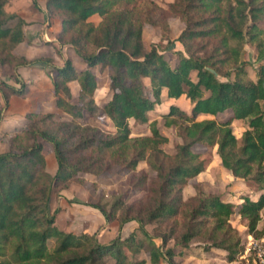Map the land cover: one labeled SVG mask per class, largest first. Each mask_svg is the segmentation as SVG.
I'll return each mask as SVG.
<instances>
[{"label":"trees","instance_id":"trees-1","mask_svg":"<svg viewBox=\"0 0 264 264\" xmlns=\"http://www.w3.org/2000/svg\"><path fill=\"white\" fill-rule=\"evenodd\" d=\"M225 1L173 0L166 5L168 15L184 25L175 38L183 50L169 52L176 58L171 66L166 51L146 48L142 40L145 24L157 27L164 36L170 31L167 20L157 21V13L163 10L152 0H44L46 15L60 20L58 44L69 45L85 64L84 69H78L67 58L60 67H53L47 58L29 60L15 55L13 50L24 39L22 27L26 22L15 14L7 16L3 10L6 0H0V64L9 66L13 81L19 83L15 88L0 80V120L9 96L24 92L25 84L16 69L26 66L52 67L53 104L70 118L68 122H53L52 113L27 112L25 125L9 136L8 150L0 153V264H106L105 257L113 264H140L128 260L127 251L138 250L147 253L149 264H158L161 258L178 264L173 260L174 247L166 243L172 240L173 245L187 247L194 238L203 242L205 251L222 250L225 259L232 261L242 248L237 230L229 223L232 214L238 216L247 234L264 238V229L256 228L264 204V24L257 26L264 17V0H232L226 7ZM31 3L41 11L37 0ZM94 14L99 17L96 24L89 20ZM10 20H15L12 25L7 23ZM244 38L255 44L258 63L254 80L245 75L239 47L230 44ZM203 40L199 49L209 41L212 47L208 54L196 55L193 41ZM95 65L106 70L111 93L100 105L93 98L96 78L91 68ZM230 74L233 77L227 79ZM144 78L148 79L146 92ZM70 81L78 86L76 103L69 101ZM162 89L167 98L183 95L190 103L189 112L170 104L163 115L174 116L170 123L180 129L181 143L171 156L157 150L167 139L153 122L150 134L142 137H131L127 122L132 118L145 123L148 112L160 104ZM224 111L230 112L224 121L196 119ZM84 114L104 115L114 131L105 133L72 124ZM233 120L246 122L240 146L230 127ZM41 142L52 147L56 164L53 174L45 170ZM196 142L215 143L223 167L234 178L252 181L257 198L244 195L235 207L219 195L195 188L192 196L182 199L186 180L204 169V161L191 151ZM89 148L96 150V157L70 158ZM154 150L158 153L148 167L154 172L155 187L148 188L146 204L136 209L127 205L118 220V225L136 222L142 239L132 231L123 239L116 236L101 243L95 232L75 234L55 226L54 217L48 213L52 189H63L77 181L79 172L88 171L93 164L103 165L108 156L116 155L124 168L133 171L146 153ZM145 178L142 174L140 181ZM120 205L122 201L116 200L113 211ZM92 207L105 221L115 218L112 211ZM153 222L171 223L166 232L154 234L144 229ZM156 238L159 244L154 242ZM49 239L53 240L51 247L47 245Z\"/></svg>","mask_w":264,"mask_h":264},{"label":"rangeland","instance_id":"rangeland-1","mask_svg":"<svg viewBox=\"0 0 264 264\" xmlns=\"http://www.w3.org/2000/svg\"><path fill=\"white\" fill-rule=\"evenodd\" d=\"M158 6L162 8L163 11L157 13V21L161 22L168 20L171 16L166 12V5L173 0H152ZM44 5V0H38ZM37 2V3H38ZM138 2V1H137ZM227 4H232V0H227L224 2L223 6ZM39 5V4H38ZM31 0H6L3 6L5 14L11 15L13 10L18 9L24 14L29 15V10L32 11ZM35 8V7H34ZM46 14V13H45ZM17 15V14H16ZM19 17V15H17ZM46 19L50 16L46 15ZM15 20H10L7 23L12 25ZM95 21V19H93ZM247 19V24L249 23ZM170 31L166 36L161 35L158 32V28L154 29L147 26L143 32L142 38L143 43L146 48L154 46L158 51L167 52V58L169 59V64L172 66L175 62V56L171 55L169 52L180 48L183 50L182 46L178 45L175 41L176 36L179 34L183 24L179 21L170 20ZM264 24V17L262 20L258 21L257 26L262 28ZM34 28L36 26H33ZM244 31V27L242 28ZM36 32V29H28L29 32ZM40 32V31H38ZM203 41H193L192 48L197 49L196 55L203 56L208 54L210 48L212 47V41H209L204 49L203 47L199 49V44ZM170 44V45H169ZM231 45L237 46L240 49L239 59L244 63L243 69L245 75L251 80L255 79L254 68L257 65V60H255V44L247 41L246 38L240 43L230 42ZM61 46V45H60ZM168 46V47H167ZM61 47L55 50H60ZM60 52V51H59ZM206 52V53H205ZM76 68H80L79 63L74 62ZM42 73H33L30 70H25L26 79H29L31 86L25 84L24 92L22 95L17 96L16 100L13 101V108L17 110V113L10 114L5 113V109L2 111L1 120L6 121L7 130H0V153L8 150V138L17 129L23 128L25 125L24 115L21 113L23 111L30 112L35 110L39 113H52L53 117L51 120L53 122H68L70 118L62 113L60 110L55 112H50L48 110L54 102L53 91L50 92L51 101L47 104L46 100L43 98L47 97L46 90L49 87V83L52 85L51 80L54 76V71L50 66H43ZM96 78V89L94 92V101L97 105L102 104L110 98V90L108 89V76L106 70L99 65H95L91 68ZM194 79V75H191ZM233 74H230L227 79H231ZM220 80L225 79V77L218 76ZM10 80V85L15 88H19V83L14 82L12 79V73L9 66L0 64V80ZM21 80V79H20ZM144 84V89L148 88V79H142ZM74 84H69L68 88L70 91L69 101L71 103L77 102V95L75 94ZM38 92H43L45 95H41ZM163 101V100H162ZM177 106L181 109H185L188 104L186 112H189L190 103L184 96L179 97L177 100ZM2 102L0 107H2ZM54 109V108H53ZM167 106L162 104L155 106L154 110L147 114V121L145 123H139L131 119L128 122L131 137H142L150 134L151 122L158 132L164 136L167 140L166 142L158 145L157 150L162 151L166 155H173L175 148L181 143V138L179 136L180 129L170 123V120L175 118L164 117L163 115L167 113ZM48 110V111H47ZM20 111V112H19ZM230 115L229 111H224L217 113L215 115H199L197 120L207 118L214 119L216 122L226 120ZM4 118V119H3ZM0 120V121H1ZM78 123L79 125H87L95 127L102 132L110 133L114 131L110 121L104 115H94L88 116L84 114L82 118L72 120V124ZM230 127L233 135L236 138V145L240 146V135L246 127L245 120H233L230 122ZM213 136H211V139ZM40 141V140H39ZM42 153L45 160V170L49 174H53L56 168L55 160L52 147L46 142H41ZM191 151L195 153L199 159L204 161V169L199 172L196 176L186 180L185 184L181 188L182 199H187L194 194L195 188H199L205 193L216 194L221 196L223 200L230 199L236 207L240 202V198L244 196L246 190H251V194L255 193V184L252 181H244L238 179L235 181L230 175V172L223 167L220 157L216 153L215 143H200L196 142L192 145ZM158 151H151L146 153L144 159L141 160L133 171L127 170L121 164L120 159L116 156H108L105 158L103 165L99 166L93 164L90 169L86 172H79L75 180L70 182L65 188H54L51 190L49 201H48V213L54 217V224L62 230H67L75 234L93 232L96 233V237L99 242L107 243L114 237L119 236L120 239L125 238L130 232L134 231L137 239H142V235L136 230L137 223L134 221L124 222L118 225V220H121L125 214V209L127 205H133L136 209L144 204H146V197L148 196V188H154L156 181L154 180V172L148 167V163L154 160ZM78 155H90L97 156L96 150L93 148L86 149L82 152L73 153L70 158L75 159ZM165 164L168 162L164 159ZM145 175V181H140V176ZM64 190V191H63ZM63 191V192H62ZM257 198V197H255ZM116 200H121L122 205L115 208L113 211L112 205ZM236 202H239L238 204ZM97 206L104 210L105 213L114 212L115 218L111 221H105L104 216L97 209L92 207ZM236 209V208H235ZM101 218V219H99ZM262 218H264V213H262ZM102 223H99V222ZM171 222L166 223H151L144 226V229L149 233L166 232L170 227ZM230 225L235 228L240 236L241 250L236 255L232 262L236 261L234 264H243V257L246 252L245 249L249 248V242L251 235L246 233V229L243 224L239 221L236 214H232L229 217ZM179 231V228L177 229ZM156 244L160 241L158 238L154 240ZM53 240L49 239L47 245L52 246ZM166 246L174 247L173 260L178 264H226L228 261L225 259V252L215 251V255L205 254L203 249V242L198 239H192L187 247H181L180 245H173V241L170 240L166 243ZM128 260L130 262H140V264H149L148 255L143 250H138L133 253L128 252ZM246 257V258H245ZM245 259H248L249 264H257L253 262L251 257V252L246 253ZM242 258V259H240ZM106 264H113V260L109 257L104 258ZM128 261V262H129ZM158 264H168L165 258H161Z\"/></svg>","mask_w":264,"mask_h":264},{"label":"crops","instance_id":"crops-1","mask_svg":"<svg viewBox=\"0 0 264 264\" xmlns=\"http://www.w3.org/2000/svg\"><path fill=\"white\" fill-rule=\"evenodd\" d=\"M37 2H38V0H37ZM38 4H39L41 11H38L36 8H34L32 6L33 8H32V11L29 10V15L24 14L23 12L19 11L18 9H15L12 11V13H14L15 15L16 14L19 15V17L26 22V25H24L22 27L24 39L22 42L18 43L15 46L13 53L15 55L22 56V57L29 59V60L35 59V58H47V59L51 60V66H53V67H60L63 63V59L67 58L71 61L73 66H74V62L76 61L80 65L79 69H84L85 64L77 57V55L74 53V51L71 49V47L69 45H61L60 46L56 40L57 35H58V31L60 29L59 18L58 17H49L48 19H46L47 17H46V14L44 12L43 4L41 2H38ZM93 19H95V21H93ZM89 20L91 22H93L94 24H96L99 21V17L94 14V15H91L89 17ZM170 20L179 22L178 18H176V17H171L170 19H168L167 23H168L169 29H170V25H171ZM33 26H36V27L34 28ZM147 26H150L153 29L155 28V26L145 24L142 28L141 36L143 35V32ZM28 29H33V30L36 29V32H32V30H31V32H29ZM38 31H40V32H38ZM158 32H159V29H158ZM142 40H143V38H142ZM177 44L179 46L181 45L179 42H177ZM55 47L56 48L61 47L59 50L60 55H57V53L55 51ZM175 50L182 51V49H180L179 47L176 48ZM25 70H30L33 73L44 74L43 68H40V67H36V66L18 67L16 69V74H17L19 79H21L24 83L27 84L28 87L31 86L32 83H29V79H26L25 74L23 73V71H25ZM5 82L10 85L9 79L5 80ZM70 83L75 85L74 89H75V94L77 95V91H78L77 83L75 81H70L67 83V86ZM51 90H52V85L49 83V87L47 88V90L45 92V93H47V97L43 98V100H46L47 104H49V102L51 101V97L49 95ZM38 93L41 95H45L43 92H41V93L38 92ZM182 96L183 95H181L180 97H182ZM16 98H17L16 95H10L8 98V103H7V107L5 109V113L10 114V116L13 115L14 113H17V110L15 108H13V101L16 100ZM160 100H161L160 104H162V102H164V105H166L168 108V106L170 104L177 105L176 103H177L178 98L177 99L167 98L166 94H165V89H162L161 93H160ZM1 102H2V99L0 96V103ZM160 104H158V105H160ZM155 106H157V105H155ZM186 106L187 107L184 109V111H187L188 104H186ZM48 110L50 112H55V110L58 111V109L55 108L54 104L49 106ZM32 111H35V110H32ZM149 112H151V111H149ZM26 113H27V111H23L21 114L24 115ZM131 119L132 118H129L128 121ZM196 119H197V117H196ZM6 125H8V124H6V121H3V120L0 121V130H2V132H3V129L7 130V129H5ZM230 175H231V173H230ZM233 179H235V181L238 180L237 178H234V177H233ZM246 191L247 192H244L245 193L244 195H247L252 200L256 199L255 197H257V195H258L257 192H255L254 194H251L250 193L251 190L248 189ZM224 201L233 203L229 198L225 199ZM240 201H241V199L239 200V202ZM239 202H236V203L238 204ZM262 213H264V204H263V207L260 211L261 218L259 219V221L257 222V225H256L257 229H264V218H262ZM99 219H101V218H99ZM99 223H102V222L100 221ZM215 251H220V252L224 253V251H222V250L211 248V249H209V251H206L205 254H207L209 256H211V255L213 256V255H215ZM243 256L244 255H242V257ZM240 259H242V258H240ZM234 263H236V261H234V262L228 261L226 264H234ZM243 264H246L244 257H243Z\"/></svg>","mask_w":264,"mask_h":264},{"label":"built area","instance_id":"built-area-1","mask_svg":"<svg viewBox=\"0 0 264 264\" xmlns=\"http://www.w3.org/2000/svg\"><path fill=\"white\" fill-rule=\"evenodd\" d=\"M245 251H246L244 253L245 255L246 253L251 252V257H252L253 262L257 264H264V238L263 237H260V238L250 237L249 248H246ZM245 263L249 264L248 259H245Z\"/></svg>","mask_w":264,"mask_h":264}]
</instances>
